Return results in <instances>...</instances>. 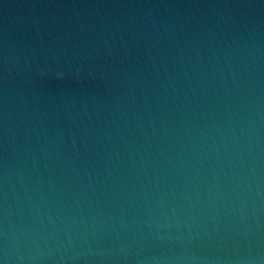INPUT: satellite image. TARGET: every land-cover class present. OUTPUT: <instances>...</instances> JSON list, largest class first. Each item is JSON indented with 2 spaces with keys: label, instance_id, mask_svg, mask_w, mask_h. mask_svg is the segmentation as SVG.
Here are the masks:
<instances>
[{
  "label": "water",
  "instance_id": "water-1",
  "mask_svg": "<svg viewBox=\"0 0 264 264\" xmlns=\"http://www.w3.org/2000/svg\"><path fill=\"white\" fill-rule=\"evenodd\" d=\"M0 264H264V0H13Z\"/></svg>",
  "mask_w": 264,
  "mask_h": 264
}]
</instances>
